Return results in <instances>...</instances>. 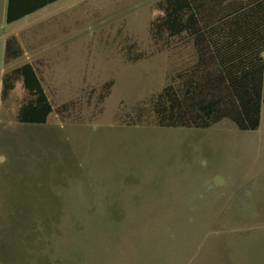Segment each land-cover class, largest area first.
Segmentation results:
<instances>
[{
  "label": "rangeland",
  "instance_id": "rangeland-1",
  "mask_svg": "<svg viewBox=\"0 0 264 264\" xmlns=\"http://www.w3.org/2000/svg\"><path fill=\"white\" fill-rule=\"evenodd\" d=\"M155 1L101 0V26H81L69 59L26 58L36 54L22 43L5 63V36L33 16L6 23L0 0V79L32 62L52 106L67 104L19 124L21 83L0 98V264H264V104L251 131L118 118L188 59L185 47L155 52ZM56 31L40 23L37 40Z\"/></svg>",
  "mask_w": 264,
  "mask_h": 264
},
{
  "label": "trees",
  "instance_id": "trees-1",
  "mask_svg": "<svg viewBox=\"0 0 264 264\" xmlns=\"http://www.w3.org/2000/svg\"><path fill=\"white\" fill-rule=\"evenodd\" d=\"M153 7L157 14L149 21L148 34L155 52L185 47L188 59L157 92L119 116L122 124L205 129L229 120L239 130H256L264 104V0H156ZM25 14L11 11L10 3L5 22ZM20 55L15 37H7L3 61ZM124 56L136 61L145 55L129 50ZM0 80L2 100L21 83L24 96L15 115L19 124H44L52 112L62 114L67 106H52L32 62L4 71ZM111 86V81L101 86L99 101Z\"/></svg>",
  "mask_w": 264,
  "mask_h": 264
},
{
  "label": "crops",
  "instance_id": "crops-1",
  "mask_svg": "<svg viewBox=\"0 0 264 264\" xmlns=\"http://www.w3.org/2000/svg\"><path fill=\"white\" fill-rule=\"evenodd\" d=\"M10 3L11 11H28V14L10 23L33 16L29 22L5 36V40L9 36L15 37L21 49V55L24 53L22 43L26 44L30 53L36 54L26 58L67 59V55L83 46L86 27L94 28L97 22L101 26V22L104 20L100 16L101 0H2L4 21ZM37 14L40 15L36 16ZM40 23H46L48 28L57 29L56 38L52 36L48 42L37 40L39 39L37 29ZM81 26L84 28L82 34ZM18 36H24L25 39L19 41ZM80 44L81 46H79Z\"/></svg>",
  "mask_w": 264,
  "mask_h": 264
}]
</instances>
